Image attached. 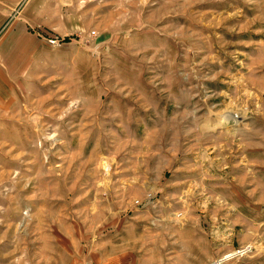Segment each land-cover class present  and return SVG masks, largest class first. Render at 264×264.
Segmentation results:
<instances>
[{
    "label": "rangeland",
    "instance_id": "374dc122",
    "mask_svg": "<svg viewBox=\"0 0 264 264\" xmlns=\"http://www.w3.org/2000/svg\"><path fill=\"white\" fill-rule=\"evenodd\" d=\"M0 264H264V0H0Z\"/></svg>",
    "mask_w": 264,
    "mask_h": 264
},
{
    "label": "bare ground",
    "instance_id": "6f19581e",
    "mask_svg": "<svg viewBox=\"0 0 264 264\" xmlns=\"http://www.w3.org/2000/svg\"><path fill=\"white\" fill-rule=\"evenodd\" d=\"M233 113L227 109L223 110L222 111L223 115L221 116V118L216 123H213L214 126L211 125L212 128L217 127V125H226L228 123H233L234 125L239 124L241 122L240 119L242 117H240L239 115L233 114ZM235 115L237 118L235 117ZM238 116H239V119H238ZM245 250L246 249H242V252H244ZM240 252H241V250H239L238 253H240Z\"/></svg>",
    "mask_w": 264,
    "mask_h": 264
}]
</instances>
